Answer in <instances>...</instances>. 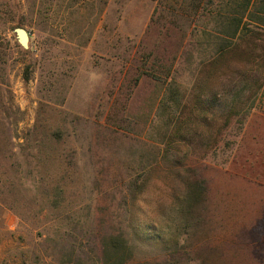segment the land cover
Segmentation results:
<instances>
[{"label": "rangeland", "instance_id": "rangeland-1", "mask_svg": "<svg viewBox=\"0 0 264 264\" xmlns=\"http://www.w3.org/2000/svg\"><path fill=\"white\" fill-rule=\"evenodd\" d=\"M226 1L0 0V264H264V27L216 39Z\"/></svg>", "mask_w": 264, "mask_h": 264}, {"label": "trees", "instance_id": "trees-1", "mask_svg": "<svg viewBox=\"0 0 264 264\" xmlns=\"http://www.w3.org/2000/svg\"><path fill=\"white\" fill-rule=\"evenodd\" d=\"M225 6L233 14L224 15L218 13L216 19L221 17L227 28L226 31H222L224 35H216V39L225 40L227 43L233 42L238 37L243 38V34L251 30L255 25L264 27V0H228ZM18 25H23V22ZM228 47L230 45L227 46L225 44L216 47V57L211 61V70L213 72H216L221 67L223 59L228 53ZM169 93L171 94L165 93L162 98L161 109H169L173 106L178 107L182 103L179 93L172 90L171 86Z\"/></svg>", "mask_w": 264, "mask_h": 264}, {"label": "water", "instance_id": "water-1", "mask_svg": "<svg viewBox=\"0 0 264 264\" xmlns=\"http://www.w3.org/2000/svg\"><path fill=\"white\" fill-rule=\"evenodd\" d=\"M15 33L19 43L24 48H29L30 44V32L25 27H16Z\"/></svg>", "mask_w": 264, "mask_h": 264}]
</instances>
